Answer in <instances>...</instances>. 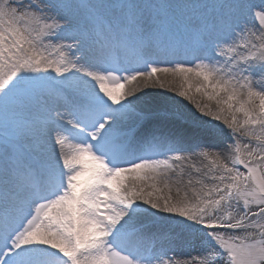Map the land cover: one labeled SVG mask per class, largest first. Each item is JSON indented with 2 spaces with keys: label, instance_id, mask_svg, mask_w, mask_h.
<instances>
[{
  "label": "snow or ice",
  "instance_id": "snow-or-ice-1",
  "mask_svg": "<svg viewBox=\"0 0 264 264\" xmlns=\"http://www.w3.org/2000/svg\"><path fill=\"white\" fill-rule=\"evenodd\" d=\"M0 264H264V0H0Z\"/></svg>",
  "mask_w": 264,
  "mask_h": 264
}]
</instances>
